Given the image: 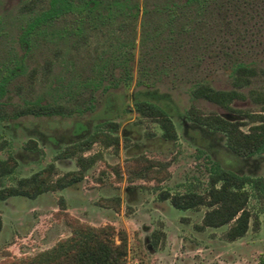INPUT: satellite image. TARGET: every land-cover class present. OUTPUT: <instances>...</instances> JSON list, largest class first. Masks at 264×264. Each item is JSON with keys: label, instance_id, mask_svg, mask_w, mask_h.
Masks as SVG:
<instances>
[{"label": "rangeland", "instance_id": "1", "mask_svg": "<svg viewBox=\"0 0 264 264\" xmlns=\"http://www.w3.org/2000/svg\"><path fill=\"white\" fill-rule=\"evenodd\" d=\"M29 1L0 0V189L48 165L54 181L79 169V155L100 157L62 189L0 200V264H24L79 228L107 225L116 243L126 236L124 264H258L264 194L250 191L258 224L250 221L244 236L227 241L226 225L196 228L205 206L177 210L159 193H203L213 162L264 177V151L239 158L219 133L189 120L216 114L248 131V115L262 113L264 0H101L90 12L39 25L23 41L45 3L34 0L28 10ZM239 64L255 74L230 108L194 96L201 84L233 88ZM142 90L170 97L175 139L162 138L156 120L128 110ZM36 103L57 113L18 115ZM104 119L119 124L112 131L118 146L96 140L81 152L79 139L111 132Z\"/></svg>", "mask_w": 264, "mask_h": 264}, {"label": "trees", "instance_id": "2", "mask_svg": "<svg viewBox=\"0 0 264 264\" xmlns=\"http://www.w3.org/2000/svg\"><path fill=\"white\" fill-rule=\"evenodd\" d=\"M40 13L35 16L21 34V40L26 38L41 24H47L69 14L90 12L98 7L101 0H41ZM119 1V0H118ZM113 0V2H118ZM127 1V0H123ZM34 0L25 3V7L32 9ZM255 74L252 67L239 64L233 70V88L223 90L215 89L208 84L199 85L194 91V96L204 98L224 108H230V103L242 97L240 88L250 82ZM2 93V89L0 88ZM133 107L128 110L135 111L140 118L154 119L161 130L164 139H175L176 132L171 120L172 100L167 94H157L148 90L139 91L132 97ZM108 109L112 110V105ZM57 113V107L42 104H33L18 112V115L32 114L35 116H52ZM251 120L248 131L240 129V121H230L216 114H191L189 120L206 130L219 133L226 147L235 156L246 159L264 151V107L262 113L248 115ZM111 132L101 130L82 137L76 145L83 152L98 140L103 146H118L119 138L113 135L119 124L112 119H104L101 122ZM82 128H80L81 131ZM80 133V132H79ZM99 154L76 158L78 170L57 177L54 181L49 178L53 166L23 177L12 187L0 189V200L10 196L23 195L32 198L40 193L62 189L83 176L86 169L91 167ZM138 162L142 163L139 159ZM3 163V162H1ZM5 172H1L0 176ZM250 191L264 194V177L248 176L226 168L219 162L211 163L209 167L208 185L203 193L194 190L169 194L167 191L159 193L160 200H169L177 210L185 211L205 206L201 222L196 225L197 229L206 227L218 228L228 226L223 237L227 241H234L244 236L252 225L258 224V218L253 216L248 209ZM2 218L0 216V231ZM126 257V236L119 234V243L114 241L113 229L109 225L101 228L85 227L74 231L68 239L60 241L52 249L42 252L37 256L24 261V264H124ZM258 264H264V254L258 258Z\"/></svg>", "mask_w": 264, "mask_h": 264}]
</instances>
